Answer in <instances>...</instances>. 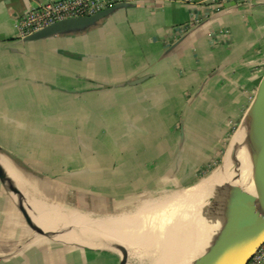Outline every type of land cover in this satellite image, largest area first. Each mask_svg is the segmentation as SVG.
<instances>
[{
  "label": "crops",
  "instance_id": "obj_1",
  "mask_svg": "<svg viewBox=\"0 0 264 264\" xmlns=\"http://www.w3.org/2000/svg\"><path fill=\"white\" fill-rule=\"evenodd\" d=\"M47 1L0 0V264H117L91 219L133 218L221 159L264 72V0H119L19 38Z\"/></svg>",
  "mask_w": 264,
  "mask_h": 264
},
{
  "label": "water",
  "instance_id": "obj_2",
  "mask_svg": "<svg viewBox=\"0 0 264 264\" xmlns=\"http://www.w3.org/2000/svg\"><path fill=\"white\" fill-rule=\"evenodd\" d=\"M118 5L102 9L90 15L68 17L49 24L26 39H38L55 33L84 28L107 15ZM244 133L245 146L249 155V173L246 185L229 182L218 197L219 210L224 217V227L210 244L189 264H245L264 241V72L251 97L245 122L238 126L233 136ZM230 140V141H231ZM238 161V159H236ZM239 164V161H238ZM237 170V169H236ZM235 170V171H236ZM234 171V172H235ZM233 172V173H234ZM0 174L2 168L0 167ZM121 259L117 264H126L128 251L119 245Z\"/></svg>",
  "mask_w": 264,
  "mask_h": 264
},
{
  "label": "bare ground",
  "instance_id": "obj_3",
  "mask_svg": "<svg viewBox=\"0 0 264 264\" xmlns=\"http://www.w3.org/2000/svg\"><path fill=\"white\" fill-rule=\"evenodd\" d=\"M239 154L241 156L239 158L240 167L234 178L231 179L228 174L225 177V170L221 168L199 183L184 189L174 197V201L171 203L173 212L168 218L155 219L156 224H148L147 219L145 221L143 216V219H140L138 215L133 218L121 216L111 219L109 217L111 220L103 222L101 225L103 234L100 236L110 243L119 241L125 244H141L148 250V253L154 255L152 264H189L221 233L224 227V217L220 210H212L202 198L213 193L216 185H221V183L233 182L242 187L246 185L250 167L245 143L240 148ZM262 175H264V170ZM217 194L221 198L222 189L217 191ZM219 204L218 208L220 207ZM167 207L170 208V206ZM199 209H203V215ZM210 218H217L218 220L214 222ZM209 237L210 240L207 242L206 239ZM200 239L203 243H207L201 249L195 250Z\"/></svg>",
  "mask_w": 264,
  "mask_h": 264
},
{
  "label": "rangeland",
  "instance_id": "obj_4",
  "mask_svg": "<svg viewBox=\"0 0 264 264\" xmlns=\"http://www.w3.org/2000/svg\"><path fill=\"white\" fill-rule=\"evenodd\" d=\"M244 143H245L244 133L242 131H239V133L238 134L236 133L233 136L232 140L227 143V145L225 147V150H224V153H223V156L221 157V159L219 161H216V162L212 163L211 165L207 166V168L205 170H200V171L196 172V178H195V180L192 181V185H190V186H193V185L199 183L201 180H203L206 177L210 176L215 171H218L220 168H222L225 165H227V173H226V175L228 174V176L231 179L234 178L236 176L238 170H239V167H240L239 158L241 156L239 154V150L244 145ZM236 159H238L239 164H238V161ZM226 175H225V177H226ZM225 177H224V179H225ZM223 185H225V184L221 183V186H223ZM190 186H184V187L179 188L177 190L172 189V190L167 191L166 193H163L160 198H157L156 202H152V203H149L148 205H146L147 207H145L143 210L140 211L142 213H139L138 217L140 219L144 218L145 221L147 219L146 222L148 224H150V223H152V224L155 223L156 224L157 221L154 222L155 219L159 220V218L160 219L168 218L173 212V208H172L173 206H172L171 203L174 201V197L177 196L182 190H184V189H186V188H188ZM216 190L217 189L215 187V190H213L214 194L210 193V194L206 195V197L204 196L202 198V200H204V202H207L210 205V208L212 210L213 209L214 210L215 209H219L218 208V204H219L218 200L220 198L218 199V197H220V195H218V194L216 195V192H217ZM167 206H170V208L167 207ZM199 212L203 215V213H202L203 209H199ZM150 214H151V216H150ZM147 215H148V217H147ZM222 215H223V212H222ZM121 216H123V215H118V214H115V215H103L102 217L98 218V220L93 218V219H91V221H96L98 223L109 222L112 218H119ZM142 216H143V218H142ZM109 217L111 219H109ZM148 218H150V219L148 220ZM210 220L215 222L218 219L217 218H210ZM209 240H210V237L206 239L207 242ZM199 241H200V243L195 248V250L201 249L207 243V242L203 243L201 239ZM107 242L108 241L105 240L104 244L114 247L120 253H121V250H120L118 244L123 246V247H125L127 249L128 253L131 254V255H133V254H141V255H143L141 258H138V257H135V256L128 257L126 264H152L153 263L154 255L148 253V250L145 249L141 244L127 243L126 244L127 246H126L125 244H123L122 242H119V241H114L113 244H109ZM142 249H144V250H142ZM153 252H155V251L153 250Z\"/></svg>",
  "mask_w": 264,
  "mask_h": 264
},
{
  "label": "built area",
  "instance_id": "obj_5",
  "mask_svg": "<svg viewBox=\"0 0 264 264\" xmlns=\"http://www.w3.org/2000/svg\"><path fill=\"white\" fill-rule=\"evenodd\" d=\"M119 0H50L40 5L29 7L16 18L15 27L19 38H26L29 34L56 21L80 15H90L116 4ZM219 2L227 0H217ZM251 3L253 0H240ZM264 241L252 254L245 264H263Z\"/></svg>",
  "mask_w": 264,
  "mask_h": 264
}]
</instances>
